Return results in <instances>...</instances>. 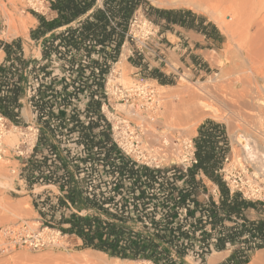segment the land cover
Returning <instances> with one entry per match:
<instances>
[{
    "label": "rangeland",
    "instance_id": "374dc122",
    "mask_svg": "<svg viewBox=\"0 0 264 264\" xmlns=\"http://www.w3.org/2000/svg\"><path fill=\"white\" fill-rule=\"evenodd\" d=\"M52 1L53 0H0V8L4 17V23L0 25V42L11 43L18 39L21 40L26 61H38L41 67L48 64L47 62H42L43 43L33 41L31 39V31L38 25V21H36L37 19L34 15H41L48 17V19L54 17L53 14H51ZM146 1L152 7L161 10H190L197 15L203 16L209 23L215 25L222 35V39L219 41L206 42V44L203 42L202 45H205L204 51L200 52L198 56H195V60L193 55L189 56L188 52H185L183 47L184 39L179 35L181 32L176 28V32L162 33L161 28L150 20L143 10H139L134 17L133 22L137 18L138 23L137 28H135L133 32L141 38V41L136 43L132 42L131 39L127 40L123 47L125 50L122 49L125 60L122 58L121 54L119 61L111 65L110 72L106 77L105 89L106 85L108 87L107 83H109V89L115 85H121L124 89H128V91H134L133 97L115 103L117 99H114L111 90H109L111 105L117 108L119 112L124 113L125 117L133 122L134 125H138L142 132L144 142L151 148H156L161 146V143L152 140L151 135L153 134L169 135L172 141L176 142L194 139L195 133L189 129V121L179 119L174 115L171 116V109L169 107L168 113L164 115V107H161L163 102L160 103L158 101V103H155L157 102L155 98L148 97V100V98H145L143 95L141 98L139 97L143 89L147 90V93L150 94L151 91L158 90V88L162 86L158 81L150 78V73L153 70H157L170 79L173 84L163 86L166 88H176L181 83L194 86L193 84L196 83V85H198L205 82L208 83L209 81L220 82L223 79L222 70L228 67V59L231 57H238L243 47L247 46L246 38L242 40L243 42L240 41V39L245 32L244 28L246 27H244L245 23L243 21L246 20L245 17L247 16V10L250 8L251 2L234 0L233 3L232 0L231 2L234 5L232 6L231 2L230 4L227 3L229 0H222L221 2L217 0V6L216 3H214L215 6L213 5L215 10L218 7L217 11H215L217 13L209 15L203 11L200 13V11L193 10L192 8L190 9L184 4L186 0H181L182 2L176 0V2L179 1L181 5H176L177 3L175 0H171L173 1L172 3L170 0ZM247 3L249 4L247 5ZM182 4H184V6ZM226 4L228 5L226 6ZM213 6L211 5L210 8L213 9ZM235 7H240L241 9L238 10H242V12H238ZM232 11L234 14L231 16ZM236 11L244 17H241L243 20L237 18L239 15ZM20 17H24L23 19L27 20L28 27L26 31L19 29V31L16 32L18 35L9 34L11 24L14 21L18 23ZM239 19L242 21L241 23L238 22L240 21ZM234 22L235 24H233ZM238 24L243 26L241 27V25ZM231 27L234 28L231 29ZM241 28H243L242 33L241 31H237V29L241 30ZM235 29L237 32L234 31ZM238 32L241 34H237ZM148 33H150L151 36L147 39L146 35ZM233 37H235V40L232 39ZM237 41L240 44H238ZM229 44L230 46H228ZM1 51L2 50H0V65L4 62V54ZM236 54L238 56H236ZM53 60V63L48 65V70L52 73V76L47 81L44 80L43 76L35 79V76L27 74V98L23 100L25 107L21 113V124L16 126L9 122L7 132L5 133L4 142L6 146V155L3 161H0V227L20 226L31 233L42 232L46 228L61 231V229H68L70 227L68 224H60L62 217L68 219L72 215H81L83 217L94 216L100 218L105 223H114L112 218L99 209H94L88 202L85 203L82 201L80 205H84V207L76 208V213H74L67 204L69 200L68 191L64 192L61 188V186L64 185L59 186L57 183L43 185L35 183L29 178L30 172H27L25 170L26 168H23V163H28L29 165L30 162L33 161L42 168L43 166L41 163L45 160L40 161L35 157H43L46 153L53 151L61 160V170H67L74 177H78V181L75 182L77 188L83 194L82 199H86L88 196L87 193L92 189L90 193L96 197L99 205L103 206L109 213L117 215L124 214L126 217L132 216L133 220L128 221L127 226L131 227L132 231L135 233H141L145 237H148V233L153 232L149 217L154 216L156 221H160L167 213L160 205H162L164 201L163 190L167 189V184H171V182L163 178L159 187L153 185V191L150 190L148 193L156 195L158 199L144 212L143 208L139 206V211L134 213V204L137 203V197H139L136 193L139 184H136L133 179L120 175L118 162L110 159L108 162L104 161V164H101L99 161L103 158L93 153L90 155L87 153V156H84V154L81 155L79 146L84 142L80 140L77 132H70L71 126L67 129L64 126L61 128L57 127L58 121L56 118L49 120L45 117L46 119L43 121H50L52 126L50 131L44 130V124L39 122L38 114L29 103L30 95L35 92L38 84L42 81L50 82L53 78H57L58 90L61 91L63 81H65V79H67V81L71 79V74L68 72V68H66L67 63L58 61L55 57H53ZM84 61V58H79L80 63H84ZM123 61L125 62L123 63ZM137 64L144 65L147 67V70H142V68L136 66ZM121 67L122 70L120 71ZM31 68L30 66L29 70ZM105 89L102 93L98 92L94 94L98 97L96 101L107 100V97L104 95ZM136 90L139 92L137 93ZM70 91H72V89H70ZM92 91L95 92L96 89L93 88ZM101 94L104 98L100 97ZM90 95L91 92L87 91L72 99V106H70L66 112L67 118H69L75 110V113L78 112L81 118L84 119L82 120L84 123L89 121V124L101 125V121L104 120L103 115H101V119L93 117L90 120L83 115L85 112V103L91 98ZM53 100L54 99H52V101ZM101 102L103 103V101ZM167 103L171 104L169 100H167ZM53 105V111L55 115H58L61 106L65 105V102L58 101V103H56L54 101ZM136 107L137 109L139 108V111L134 110ZM130 108L137 112V114L141 116V119H136L126 113V110ZM206 121H214L226 128L231 146V159L226 165L227 182L233 193L242 190L246 194V200L253 203H260L256 206V209L247 212V217L252 221L262 219L264 217V139L253 134L251 125L243 126L232 119L229 122L228 119L226 121H221L208 118L204 120L202 124ZM68 124L70 125V123ZM34 128H37L39 133L38 140L33 147V142L35 140ZM9 132L16 134L17 140L10 139L9 137L11 134ZM106 133L110 141V134L107 130ZM41 134H44V138L42 139H40ZM76 138H78V140H76ZM150 139L152 142H150ZM24 142H27L25 147L22 146ZM18 147H20V150L23 149L27 151V154H24L26 156H20V150H17ZM173 162L178 163V158H172V160L168 161V165ZM204 182L208 194L213 196L215 201L218 202L219 190L209 181L205 180ZM70 186L71 184H68L69 188ZM175 187L180 188L182 185ZM252 189L260 191V200V197L251 196ZM134 193L136 194L134 195ZM205 199H207V196L201 197V200ZM63 209H65V213H62V211H64ZM66 209L69 211H66ZM147 215L149 216L147 217ZM137 217H142L143 222H140ZM184 220L185 219H177L174 226H177V223L182 225H189L191 223V221H189L186 224ZM226 225L231 226V223H226ZM207 231L210 233L211 227H207ZM62 236L63 237L59 241L60 244L56 247L41 250L28 248L17 249L9 255L0 256V264H84L81 263L79 259L87 254H92L91 256H102L110 261L121 260L131 262L129 264H155L150 260L139 259L134 261L113 257L92 248H85L83 241L76 236L67 235L63 232ZM201 246V237L198 235L194 241V249H188L186 252V256L183 260L184 264H209L211 257L216 254H224L225 258L218 263L222 264L233 257L236 249H245L242 244L228 246L223 252H218L213 249L212 252L208 253L204 260H202ZM162 249L170 252L173 259L179 260L175 248L163 245ZM246 258L247 264H264V249L247 253Z\"/></svg>",
    "mask_w": 264,
    "mask_h": 264
},
{
    "label": "trees",
    "instance_id": "16d2710c",
    "mask_svg": "<svg viewBox=\"0 0 264 264\" xmlns=\"http://www.w3.org/2000/svg\"><path fill=\"white\" fill-rule=\"evenodd\" d=\"M139 10H143L161 28L162 33L175 32V27H180L206 36L208 40L222 39L215 25L190 10H161L152 7L146 0H53L51 11L55 17L47 20L44 16L34 15L39 25L31 31V39L43 43L42 62H47V65L41 67L38 61H26L19 39L11 43L0 42V50L5 54V60L0 65V115L11 124L19 126L23 100L27 98V74L35 76V79L43 76L47 81L52 76L48 65L53 63V57L67 63L66 68L71 79L63 81L61 91L58 90L57 78L50 82L42 81L30 95L29 103L38 114L39 122L44 124V130L50 131L52 125L50 121L43 120L56 118L57 127L64 126L67 129L71 126L70 132H77L80 140L87 146L89 155L97 147L105 149L108 160L119 161L118 170L121 176L133 179L139 184L136 185L139 197L134 204V213L139 211V206L144 212L158 199L156 195L147 193L153 190L155 173L147 168L134 170L131 163L122 157H116L114 148L106 145L109 137L106 131L97 132L100 125L90 123L91 125L86 126L78 112L75 113L74 110L69 118L66 112L72 106V99L89 91L91 98L83 115L88 120L93 117L102 118V100L96 101L94 94L104 91L111 65L119 61L128 40L130 23ZM81 57L84 58V63L79 62ZM193 58L196 60L195 56ZM30 66L32 68L29 70ZM136 66L147 70L144 65ZM150 78L162 86L173 84L157 70L150 73ZM93 88L96 89L95 92L92 91ZM100 97L104 98L102 94ZM54 101L65 102L58 115L53 111ZM197 131L198 136L194 140L197 165L189 168L186 173L181 167H175L178 173L175 180L183 181L182 187L176 188L175 185L168 184L167 189L163 190L164 201L160 206L167 213L160 221H156L154 216L149 217L153 232L149 229L148 237L133 232L127 226V222L133 220L132 216L109 213L96 201L82 199L83 194L77 188L74 176L67 170H63L60 175L61 168L49 167L48 159L45 158L41 163L42 168L32 161L25 170L30 172L29 178L35 183H57L61 186L65 181V184H71L68 198L74 206L81 208L84 207L80 205L82 201L88 202L94 209H99L113 219L114 223H104L94 216L72 215L68 219L62 217L60 224H68L70 227L61 231L81 239L85 248L124 260L144 259L155 264H184L187 250L194 249L195 238L200 235L202 260L213 249L223 252L228 246L242 244L245 249H236L233 257L222 264H247V253L264 249V217L256 221L247 217V212L256 209L260 203L246 200L240 192L232 193L224 180L222 171L231 159L226 128L214 121H206ZM42 138L44 134L40 135V139ZM44 169L50 171V176L40 182ZM35 172H38V177H35ZM144 177L147 181L143 180ZM205 180L219 190L218 202L208 194ZM202 196H207V199L201 200ZM177 208L187 210L184 221L186 224L191 221L189 225L177 223L174 226L177 221ZM137 219L143 222L142 217ZM226 223H231V226ZM207 227H211L210 233ZM163 245L175 248L179 260L173 259L170 252L163 250Z\"/></svg>",
    "mask_w": 264,
    "mask_h": 264
},
{
    "label": "bare ground",
    "instance_id": "6f19581e",
    "mask_svg": "<svg viewBox=\"0 0 264 264\" xmlns=\"http://www.w3.org/2000/svg\"><path fill=\"white\" fill-rule=\"evenodd\" d=\"M219 1L221 2L222 0ZM231 1L232 0H229L227 3L230 4ZM247 1L251 2L250 3L251 6H249L250 8H248L249 11L247 10V16L245 17L246 20L243 21L245 23L244 27L246 28H244L245 29V32L243 31L244 35L241 36L242 38L240 39V41H242L245 40L246 38L247 46L243 47V49L241 50L242 52L240 53L239 56L236 54V56L238 57L236 58L231 57L228 59V67L222 70L223 79L221 81L219 80L220 82L209 81L208 83L205 82L203 84L201 83L198 85H196L197 83L193 84L194 86H190V84L188 86V84L185 85L184 83H181L176 88H166L160 86L158 90L151 91L150 94L147 93L148 92L147 90L143 89L140 92L139 97L141 98V96L143 95L145 96V98L148 97L155 98V100H157V102L155 103H158V101L160 103L163 102L161 104V107H164L163 114L166 115L168 113L169 111L168 107H169L171 109V116L174 115L179 119L189 121V129L192 130L195 133V135L197 133V128L202 124L204 120L208 118L213 120H221V121L223 120L226 121L228 119L229 122L232 119L235 120L236 122H239L243 126L251 125L253 134L256 135L257 137H261L264 139V0H246V1L244 0V2ZM172 2L173 1H171V3ZM180 2L182 1L180 0ZM232 2L234 3V0ZM232 2L231 4L232 6H234ZM176 3H177L176 5H181L179 4V1ZM214 3H216L217 6V0L184 1V4L187 5L190 9L192 8L193 10L200 11V13L201 11H203L209 15H212L213 13H217L215 11H217L218 7L217 8L215 7L216 8L215 10ZM184 4L182 5L184 6ZM248 4L249 3H247V5ZM211 5L212 6L214 5L212 7L214 10L210 8ZM227 5L228 4H226V6ZM238 9L241 8L240 7L236 8V10ZM238 12H242V10L240 11L238 10ZM233 14L234 12L232 11L231 16ZM238 15L239 17H237L236 15L237 18H241V17L244 18L243 16L240 15V13ZM23 18L20 17L19 21L17 19L18 23L14 21L11 24L9 29V34L12 35L16 34V32L19 31V29H21L22 31H26V28L28 27L26 22L27 20ZM235 22L233 24H235ZM238 22L241 23L242 21L240 20ZM242 26L243 25H241V27ZM232 28L234 27H231V29ZM242 29L243 28H241V30L237 29V31H241L242 33ZM234 31H236V29ZM241 33L238 32L237 34L240 35ZM234 38L235 37H233L232 39ZM228 46H230V44ZM122 58L125 60L124 54H122ZM124 62L125 61H123V63ZM121 70L122 67L120 68V71ZM133 93L134 91L129 90L130 97L134 96ZM167 100H169L171 104H168ZM126 113H128L129 115L133 116L136 119L139 118L141 119V116L131 108L129 110L127 109ZM9 133L11 134V136L9 137L10 139L17 140L16 134L12 132ZM139 137H140L139 138L140 143L142 144V150L148 153L151 157L156 158L157 160H161L166 153H169L172 150L173 152H176L175 148L178 147L176 145V142H173L170 136L166 134L151 135L153 141L161 143V146L156 148H151L148 144L144 142L141 130ZM152 140L150 139V142H152ZM263 149H264V143H263ZM91 255L92 254H87L86 256L80 257L79 261H81V263L84 264L131 263L121 260L110 261L109 259H106L105 257L102 256H98V255L91 256ZM224 258H225L224 254H216L213 257H211L209 264H218Z\"/></svg>",
    "mask_w": 264,
    "mask_h": 264
},
{
    "label": "built area",
    "instance_id": "2783aa9c",
    "mask_svg": "<svg viewBox=\"0 0 264 264\" xmlns=\"http://www.w3.org/2000/svg\"><path fill=\"white\" fill-rule=\"evenodd\" d=\"M3 23H4V17L2 15V10L0 8V25ZM137 23H138L137 18L135 19L134 22L133 20L131 21L129 26V33L127 34V38L131 39L132 42H136V43L141 41V38L138 37L135 32H133L135 28H137ZM150 36H151L150 33H148L146 35V38L148 39L150 38ZM107 84L108 87L106 85V89H105L106 91L104 92V95L107 97V100L106 99L102 100L103 103L101 105V111H100V114L103 115L104 120L101 121V125L97 130V132L100 130L103 131L107 130L108 133L110 134V141L106 145L108 147L114 148L115 151L114 154L116 155V157L117 156L122 157L125 160H127L129 163H131L133 165L134 170L139 171L141 168H147L150 171L154 172L156 175V180L153 183V185H155L156 187L160 186L163 178H166L167 181H170L171 182L170 185L181 186L183 184V181L175 180L177 177L176 175L178 174L177 169L175 167H181L183 169V172L186 173L189 168H192L194 165H197V160L195 158L194 140L190 139L184 141H176V145L178 146L177 148H175L176 152H173L172 150L171 152L166 153L161 160H157L156 158L151 157L148 153L142 150V144L140 143L139 140L140 138L139 126L134 125L133 122H131L128 118L125 117L124 113L119 112L117 108L111 105L110 102L111 100L109 98V90H111L114 99L115 100L117 99L115 103H119L124 101V99L128 100L130 98L128 89H124L121 85H115L109 89V83ZM136 92L138 93L139 91L136 90ZM95 99L98 100V97L95 96ZM88 101L87 103H85V108L86 105L88 104ZM137 107L134 108L135 111H139V108L137 109ZM81 120L84 119L81 118ZM8 124L9 121L0 115V161H3L6 155V146L4 142V137H5V133L7 132ZM85 125L88 126L89 121L85 123ZM34 130H35L34 133L35 140L33 142V147L35 146L38 140V133H39V130L37 128H34ZM76 140H78V138H76ZM26 144L27 142H24L22 146L25 147ZM17 150L19 151L20 147H18ZM79 150L81 152V155L84 154V156H87V153L89 152L87 151V146L85 145V143L80 144ZM91 152L97 155L98 157L103 158L102 160L100 159L99 161V163L101 164H104V161L108 162L110 160L106 158L107 154L105 149H98L97 147H95L93 150H91ZM19 154L20 156L24 157L26 156L24 154H27V151L21 149L19 151ZM45 157L48 159L47 165L52 169L61 167V160L59 156L53 151H51L50 153H46L43 157H39V158L36 157V159L40 161H44ZM171 157L178 158L179 162L178 163L173 162L170 163V165H168V161L172 160ZM111 160L114 161V159ZM116 162L119 163V161ZM27 166L28 163H23V168H26ZM59 171H60L59 174L62 175L63 170H59ZM226 172L227 171L225 167V169L222 171V175L224 177V180L227 182ZM42 175L43 178L40 180V182L49 178L50 171L44 169ZM38 176H39L38 172H35V177ZM74 179L75 181H78L77 176H75ZM143 180L147 181V178L144 177ZM63 185H64L62 188L63 191L67 192L69 190L68 184H65V181H63ZM90 192H92V189H90ZM90 192L87 193L88 196L86 197V199L97 202L96 197L91 195ZM148 192L149 191H147V193ZM239 192L244 196V198H246L245 197L246 194L242 190ZM251 196L258 198L261 196V193L257 189H252ZM260 199L261 197L259 198V200ZM67 204L71 208V210L74 213H76L75 209L77 207L74 206L70 200L67 201ZM63 210L64 211H62V213L63 212L65 213V209ZM66 211L69 210L66 209ZM176 213H177V219L183 220L184 218L187 217V210L184 208L182 209L177 208ZM62 237H63L62 232L60 230H50L48 228L44 229L42 232L31 233L24 227H20V226L0 227V256L9 255L15 252L17 249H23V248H28L33 250L53 248L60 244L59 241Z\"/></svg>",
    "mask_w": 264,
    "mask_h": 264
},
{
    "label": "crops",
    "instance_id": "0c3cea01",
    "mask_svg": "<svg viewBox=\"0 0 264 264\" xmlns=\"http://www.w3.org/2000/svg\"><path fill=\"white\" fill-rule=\"evenodd\" d=\"M51 14H53V16L55 17V14L52 11H51ZM46 18H47V20H51V19H48V17H46ZM36 21H38V20H36ZM38 25H39V22H38ZM36 28L37 27H35L33 30H35ZM175 28L178 31L181 32L179 35L182 36L183 39H184L183 47H184L185 52H188L189 56L190 55L198 56V54L200 52H203L204 51V46H205V45H202L203 42H205V44H206V42L209 43V42L217 41V40H214V39L208 40L206 36L198 34V33L194 32V31H188V30H185V29L180 28V27H175ZM219 33H220V31H219ZM220 36L222 37L221 33H220ZM36 42H42V41H36ZM180 42H181V40H180ZM22 47H23V45H22ZM23 51H24V48H23ZM1 52H3V51H1ZM3 54H4V52H3ZM3 56H4V60H5V54ZM24 107H25V105L23 104V109H24ZM21 118H22V115H21ZM197 136H198V131H197V133H196V135H195L193 140H195Z\"/></svg>",
    "mask_w": 264,
    "mask_h": 264
}]
</instances>
